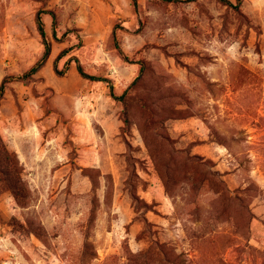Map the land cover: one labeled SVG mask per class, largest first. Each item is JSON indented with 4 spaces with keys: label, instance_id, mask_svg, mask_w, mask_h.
<instances>
[{
    "label": "rangeland",
    "instance_id": "rangeland-1",
    "mask_svg": "<svg viewBox=\"0 0 264 264\" xmlns=\"http://www.w3.org/2000/svg\"><path fill=\"white\" fill-rule=\"evenodd\" d=\"M227 1L0 0V264H264V0Z\"/></svg>",
    "mask_w": 264,
    "mask_h": 264
},
{
    "label": "trees",
    "instance_id": "trees-1",
    "mask_svg": "<svg viewBox=\"0 0 264 264\" xmlns=\"http://www.w3.org/2000/svg\"><path fill=\"white\" fill-rule=\"evenodd\" d=\"M222 1H224V2H228V3H230V1H227V0H222ZM39 27H40V32H41V35H42V38H43V41H44V44H45V52H44V55H43V58H42V61L40 62V63H37L32 69H31V71H37L38 70V68L44 63V61H45V59H46V56L50 53V51H51V42H50V39L48 38V36H47V34H46V32H45V30H44V28H43V23H42V21L41 20H39ZM78 69H79V71H80V73L81 74H83V75H85V72L83 71V69L79 66L78 67ZM86 76V75H85ZM3 150H5V148H3L2 150H1V152L3 151ZM0 172L1 173H3V174H5V172L3 171V170H0ZM13 188H15V184H14V186H12ZM15 190H16V188H15Z\"/></svg>",
    "mask_w": 264,
    "mask_h": 264
}]
</instances>
